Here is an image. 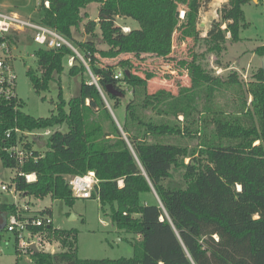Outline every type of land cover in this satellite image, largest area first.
<instances>
[{
  "label": "trees",
  "instance_id": "1",
  "mask_svg": "<svg viewBox=\"0 0 264 264\" xmlns=\"http://www.w3.org/2000/svg\"><path fill=\"white\" fill-rule=\"evenodd\" d=\"M44 1L49 8L43 6ZM248 1L228 0L201 37L197 25L205 0H41V24L78 50L96 85L84 77L86 66L68 47L35 51L38 73L28 69L26 75L37 94L49 89L67 57L75 62L68 74L82 76L80 92L67 103L59 96L55 113L47 118L24 113V103L18 98H0L2 166L16 169L11 185L18 193L40 199L50 196L67 207L76 199L65 177L94 173L98 183L92 199H98L101 211H108L118 230L139 242L130 259L83 260L77 256L76 230L38 228L34 230L58 243L59 251L34 253L32 264H264V72L259 69L244 88L236 72L221 81L202 63L206 56L218 57L227 42L240 40V30L246 27L242 6ZM92 2L100 5L97 18L84 29L92 34L98 27L107 50L73 37L82 10ZM180 6L183 19H179ZM118 15L139 27L123 33L115 22ZM177 31L181 44L189 40L194 47H205L201 53L191 50L189 61L178 62L190 86L180 87L176 95L164 89L150 94L148 82L154 75L132 73V62L121 56L165 59L172 52ZM256 52L264 56V46ZM118 67L122 77L115 80ZM108 86L122 96L107 93ZM227 89L238 97L230 112L215 106L216 97ZM127 94L131 99L123 104ZM198 98L203 100L200 108ZM121 108L122 117H118L116 111ZM149 111L155 116H149ZM63 125L66 132L52 130ZM14 128L27 133L52 130L45 151L33 150L36 161L22 167L4 150L16 143L15 134L9 139L4 136ZM182 136L197 138V145L182 144ZM26 148L31 149L29 144ZM174 172L180 173L185 187L170 186ZM26 174H34L36 180L26 183L22 176ZM146 195L152 196V202H143ZM17 212L18 206L0 199V240L7 233L6 217ZM43 212L51 214L49 209Z\"/></svg>",
  "mask_w": 264,
  "mask_h": 264
},
{
  "label": "rangeland",
  "instance_id": "2",
  "mask_svg": "<svg viewBox=\"0 0 264 264\" xmlns=\"http://www.w3.org/2000/svg\"><path fill=\"white\" fill-rule=\"evenodd\" d=\"M228 0H205L201 10L197 29L200 36L204 37L213 20L219 18V9ZM99 3L92 2L82 10V20L78 28L73 29V37L80 42L91 41L100 50H107L108 47L103 43L98 27H95L92 34H88L84 25L89 21H96ZM0 7L10 11H15L23 17L32 20H40L41 2L36 0H0ZM246 27L240 30V40L236 43L227 42L226 51L224 50L218 57L209 55L202 61L204 67L209 70V73L221 81H225L231 72H236L238 80L244 88L254 81V75L262 69L261 59L263 56L258 55L256 49L264 46V0H257L256 3L249 0L247 4L242 6ZM184 13V8L179 7V19ZM116 25L121 27L123 33H127L131 29L138 28V23L128 18L118 15L116 17ZM222 28H225L223 25ZM228 37V36H227ZM204 46L194 47L192 41L187 40L184 44L179 41V32L173 35V47L169 57L165 59L157 58L151 55H142L139 58L127 55L121 56V60L128 59L133 64L132 73L144 77V74L150 72L154 78L148 82V93L152 94L158 90L164 89L176 95L179 88L190 86V80L185 71H182L178 65L179 61H189L188 55L191 50L201 53L204 51ZM39 49L38 45L20 39L19 45L14 51L13 66L16 73V95L19 100L24 103L23 112L34 118H47L50 114L55 113L56 104L59 102V96L67 103L71 98L79 95L81 75L70 76L68 74L70 57L63 60V68L59 74L53 76V80L49 83V89L45 92L37 94L31 86L30 80L26 75V71L30 69L35 74L37 72V64L35 59V51ZM74 53L76 57L87 68L85 78L91 82V73L88 67L76 48ZM217 62L220 65L217 66ZM75 62L73 61L72 64ZM111 64L115 62L111 61ZM116 70L122 71L121 68ZM131 99V95L127 94L123 98V104ZM251 97L247 96L249 104ZM238 102V97L232 92V89H227L222 94L216 97L215 106L220 107L226 112L232 110L233 105ZM199 108L203 105V100H197ZM122 108L116 111L118 117H122ZM148 115L154 117V112L149 111ZM199 116V115H198ZM203 116H200V118ZM116 120L117 117L115 116ZM181 121V129L185 124L182 115L178 117ZM61 132H66L65 125L52 129ZM38 130L34 134L41 137L36 138L26 136L23 140L30 145L32 150L40 153L45 151V143L48 136L44 135L45 131ZM198 136V135H196ZM183 137V136H182ZM181 143L193 148L197 145L198 139H189L186 136L181 138ZM185 159V163H188ZM17 175L16 169H7L2 166L0 161V187L9 185L12 179ZM171 187H185L182 182L180 173L174 172V176L170 181ZM0 199L5 203L21 207L27 203L32 212H38L44 209H49L52 213L53 226L56 229H74L77 231V256L83 260H116L120 258L130 259L133 257V247L138 244L139 240L131 234H127L118 230L111 222L108 216V211L103 214L100 209L98 199H77L72 207H67L63 202L52 200L50 196L42 199L33 196H25L16 194L15 199L9 193L1 192ZM143 202H152V196L146 195ZM71 216H74L72 218ZM54 244V245H53ZM53 247L48 248L52 253L59 251V246L52 243ZM0 264H32L29 257L17 259L14 255V238L4 233L0 240Z\"/></svg>",
  "mask_w": 264,
  "mask_h": 264
},
{
  "label": "built area",
  "instance_id": "3",
  "mask_svg": "<svg viewBox=\"0 0 264 264\" xmlns=\"http://www.w3.org/2000/svg\"><path fill=\"white\" fill-rule=\"evenodd\" d=\"M41 2V0H36ZM42 3V2H41ZM43 6L49 8V2L44 1ZM183 15L181 19H183ZM129 32V31H128ZM18 38V40H17ZM25 39L38 45L39 49L56 50L63 46L76 52L70 42L54 29L44 26L40 20H32L21 16L15 11H10L0 7V98L5 100L17 99L16 95V73L13 66L14 51L19 45L20 39ZM73 58H70L71 66ZM122 77V72L114 74V79ZM12 134L17 136L16 143L10 147L4 148L8 156L13 159L18 167H22L26 162L36 157L33 150L26 148V142L23 140L26 136L39 138L40 135L22 132L18 128L10 129L5 132V139H9ZM44 135L49 136L50 132L45 131ZM26 183H32L36 180L34 174L22 175ZM66 184L71 190L74 199H91L92 191L98 181L94 173L89 172L83 176L70 175L65 177ZM121 186V181L118 182ZM1 192L9 193L15 199L18 193L11 184L2 185ZM22 195V194H21ZM13 204V203H12ZM46 210V209H45ZM44 211V210H42ZM32 212L29 205L18 207L16 214H9L5 220V230L14 238V255L17 259L29 257L34 253H50L48 248H52V243L47 239L43 231H35L38 228H54L52 215L48 212ZM58 245V243H56ZM59 246V245H58ZM2 254L0 250V255ZM31 261V259H30Z\"/></svg>",
  "mask_w": 264,
  "mask_h": 264
},
{
  "label": "water",
  "instance_id": "4",
  "mask_svg": "<svg viewBox=\"0 0 264 264\" xmlns=\"http://www.w3.org/2000/svg\"><path fill=\"white\" fill-rule=\"evenodd\" d=\"M252 1L256 3L257 0H252ZM74 53H76V54L78 55L77 52H74ZM261 63H262V69H264V56H263L262 59H261ZM91 78L93 79V81L91 82V84L96 85V82H95V80H94V78H93L92 75H91ZM106 91H107V93H109V94H111V95H113V96H116V97H120V96H122L121 92L118 91V90H116V89L113 88L112 86H108V87L106 88ZM104 101H105V99H104ZM105 104H106V108L109 110V112H110V114H111V116H112L114 122H115L116 125L118 126V122H117V120H116V118H115L113 112L111 111V109H110V107H109V105L107 104L106 101H105ZM71 217L74 218V216H71ZM2 224H3V220H0V226H1Z\"/></svg>",
  "mask_w": 264,
  "mask_h": 264
},
{
  "label": "crops",
  "instance_id": "5",
  "mask_svg": "<svg viewBox=\"0 0 264 264\" xmlns=\"http://www.w3.org/2000/svg\"><path fill=\"white\" fill-rule=\"evenodd\" d=\"M226 3V2H225ZM201 13V12H200ZM200 13H199V16H200ZM226 51V50H225ZM14 204V203H13ZM45 210V209H44ZM42 211V210H41ZM38 212H40V211H38ZM51 212V211H50ZM51 215H52V213H51ZM0 220H2V219H0Z\"/></svg>",
  "mask_w": 264,
  "mask_h": 264
}]
</instances>
